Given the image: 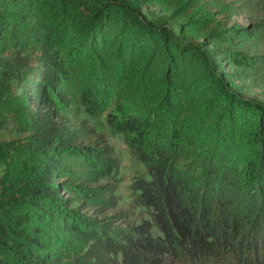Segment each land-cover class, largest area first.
I'll return each mask as SVG.
<instances>
[{
	"label": "trees",
	"instance_id": "trees-1",
	"mask_svg": "<svg viewBox=\"0 0 264 264\" xmlns=\"http://www.w3.org/2000/svg\"><path fill=\"white\" fill-rule=\"evenodd\" d=\"M141 5L176 21L180 37L144 21ZM217 12L232 9L224 0H0V128L13 116L26 133L0 145V264H264V104L231 92L264 62L241 47L264 35V22L229 26ZM128 47L142 61L133 74L151 68L157 89L107 119L149 175L132 185L150 214L141 222L105 215L118 204L119 159L72 120L106 112L113 99L86 82L79 56L110 68ZM202 108L219 139L236 116L244 123L231 142L245 147L239 178L251 202L227 193L220 168L179 165Z\"/></svg>",
	"mask_w": 264,
	"mask_h": 264
},
{
	"label": "rangeland",
	"instance_id": "rangeland-1",
	"mask_svg": "<svg viewBox=\"0 0 264 264\" xmlns=\"http://www.w3.org/2000/svg\"><path fill=\"white\" fill-rule=\"evenodd\" d=\"M224 1L230 5L232 12L228 15H221L220 12H217L219 13L217 15L218 17L221 16L220 18L228 23L229 26L236 24L251 28L255 24L264 22V0ZM213 10L218 11L216 8ZM136 11L152 27L164 25L176 37H180L177 22L161 15L162 11L160 9L150 5H141V8L136 9ZM244 45H247L246 50L250 55H264V35L253 38L248 44H243L241 47ZM234 47L238 48L239 46L234 45ZM86 53L83 52V55L79 56L80 63L84 66L85 80L89 83L95 82L102 91L103 97H112V105L104 113L90 114L83 111L78 116L72 118V120L76 127L89 132V136L92 139L88 138L86 140L88 143L101 138L105 139L114 147L115 154L119 159L120 169L118 188L116 190L119 197L118 204L116 207L106 208L104 210L105 215L110 216L118 211H124L128 215L127 222H141L144 219H149L150 214L148 209L138 206L134 201L135 193L132 185L137 177L149 178V175L144 164L136 158L130 147L125 143L123 136L112 130L107 119V113L115 111L118 104L121 106L132 105V103L138 105L140 100L143 99L141 98L143 93L147 92L152 95L157 89L153 76L154 71L151 68L144 67L142 71L133 74L134 70H131V68L135 63H141L142 61L139 59V52H132L129 47L126 53L123 54L124 56H119L112 60L114 64L110 68L107 65L99 63V56L97 58L88 57L85 56ZM226 67L227 71H235L234 66L230 65ZM246 72V80H236L239 87L236 89L232 88L231 92L241 99L253 100L264 104V62L260 64L259 68L248 69ZM16 84L15 80L11 81L14 91L17 90ZM111 85H113V88H111ZM111 92H114V96L110 94ZM182 94L183 92H180L181 96ZM182 102L183 100H181L180 104H183ZM206 113H204L202 108L200 117L197 116L191 120V129H189L178 148V152L183 155L179 160V165L185 171H189L190 174H198L203 168L210 169L211 165L220 168V179L230 182H223V185L226 183L231 187H227L229 190L225 189L227 193L233 196V198L238 197L237 199H243L247 203L251 202V197L249 198V196L245 195L248 192V188L252 187L247 182L248 178L245 177L247 173L243 174L245 178H239L242 175L240 172H244L245 170L243 169L244 162L240 161L243 158L238 155L241 154L245 158V147L242 145V149L236 151L232 148L233 142H231L233 141L231 139L233 130L239 133V129L243 128L244 123L239 115L236 116L237 120L233 124L237 123V126L229 125L225 129V137L219 139L217 131H215V122L208 129L203 127L202 120L203 117L207 116ZM165 127V125L160 124L157 126V131H163ZM25 137L26 133L22 130L17 120L13 116H8L6 123L0 128V145H18L24 141ZM237 139L243 141L242 135H237ZM234 146H237V144L234 143ZM249 157H251L250 154ZM82 213L87 214L91 213V211L84 210ZM93 215L98 216L95 213ZM120 224L126 223L123 221ZM157 233L159 234L158 231Z\"/></svg>",
	"mask_w": 264,
	"mask_h": 264
}]
</instances>
